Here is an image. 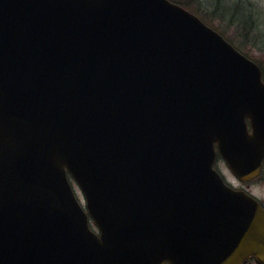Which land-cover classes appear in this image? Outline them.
<instances>
[{
    "label": "water",
    "instance_id": "water-1",
    "mask_svg": "<svg viewBox=\"0 0 264 264\" xmlns=\"http://www.w3.org/2000/svg\"><path fill=\"white\" fill-rule=\"evenodd\" d=\"M218 152L260 173L263 72L197 14L0 0V264H264V208Z\"/></svg>",
    "mask_w": 264,
    "mask_h": 264
},
{
    "label": "rangeland",
    "instance_id": "rangeland-1",
    "mask_svg": "<svg viewBox=\"0 0 264 264\" xmlns=\"http://www.w3.org/2000/svg\"><path fill=\"white\" fill-rule=\"evenodd\" d=\"M188 8L219 30L239 50L261 66L264 78V0H185ZM248 20V22H247ZM215 166L230 180L232 174L222 157ZM73 189L85 206L84 195L70 179ZM255 192L264 199V168Z\"/></svg>",
    "mask_w": 264,
    "mask_h": 264
},
{
    "label": "flooded vegetation",
    "instance_id": "flooded-vegetation-1",
    "mask_svg": "<svg viewBox=\"0 0 264 264\" xmlns=\"http://www.w3.org/2000/svg\"><path fill=\"white\" fill-rule=\"evenodd\" d=\"M248 124H249V130L251 131V126H250V119L247 120ZM220 157V156H218ZM264 168V160L262 162V167H261V173L263 171ZM218 169V168H217ZM219 170V169H218ZM219 172L221 173V175L223 176L224 180L231 186H233L235 189L238 190H243L249 194H251L252 196H254L256 199L259 200V202L262 204V206L264 207V199L259 196L254 189H257L256 185H257V180L260 177L259 176L255 177L254 179L251 180H242L239 177H236L234 174L230 175V180L219 170ZM92 227L94 228V226L92 225ZM241 264H257L256 259L253 255L249 256L248 258H246Z\"/></svg>",
    "mask_w": 264,
    "mask_h": 264
},
{
    "label": "trees",
    "instance_id": "trees-1",
    "mask_svg": "<svg viewBox=\"0 0 264 264\" xmlns=\"http://www.w3.org/2000/svg\"><path fill=\"white\" fill-rule=\"evenodd\" d=\"M172 1L177 2V3L185 6L186 8H188V6H189L188 3L185 0H172ZM247 22H248V20H247Z\"/></svg>",
    "mask_w": 264,
    "mask_h": 264
}]
</instances>
